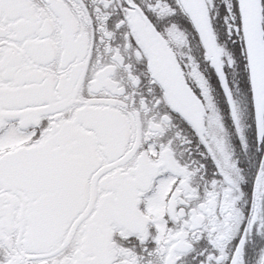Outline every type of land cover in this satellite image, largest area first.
I'll list each match as a JSON object with an SVG mask.
<instances>
[{
	"label": "snow or ice",
	"instance_id": "obj_1",
	"mask_svg": "<svg viewBox=\"0 0 264 264\" xmlns=\"http://www.w3.org/2000/svg\"><path fill=\"white\" fill-rule=\"evenodd\" d=\"M0 264H264V0H0Z\"/></svg>",
	"mask_w": 264,
	"mask_h": 264
}]
</instances>
